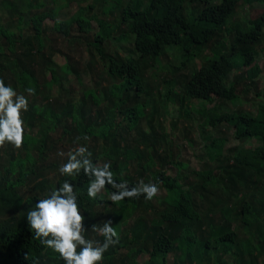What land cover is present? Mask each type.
<instances>
[{
	"label": "trees",
	"instance_id": "trees-1",
	"mask_svg": "<svg viewBox=\"0 0 264 264\" xmlns=\"http://www.w3.org/2000/svg\"><path fill=\"white\" fill-rule=\"evenodd\" d=\"M54 1L55 7H50L46 0H9L7 5H4L5 0H0V16L8 12L12 16V23L0 21L1 77L6 86L13 87L17 92L22 91L25 96H28L24 91L28 87L34 88L35 94H38V84L43 80L50 89L58 90L62 98L74 92V80L81 78L82 73L71 58L65 65L56 61L58 49L52 43L56 42L59 46L62 41L66 43L75 39L72 34L76 25L80 27L82 34L90 33L93 17L89 18L86 13L89 8L93 10L95 5L82 8L71 19L65 20L61 12L64 7H68L69 2ZM192 1L199 4L191 15L193 21L185 12V6ZM213 1L215 0H148L144 4V0H129L124 5L125 0H104L102 11H109L115 5L122 9L125 7L124 19L130 26L119 39H133V51L128 59L120 61L105 54L98 46L97 50L102 54L103 60H111L110 73L123 81L127 91L135 88L136 94L140 95L141 92L147 93L143 87L147 64L152 59L161 61L168 47L174 46L179 51V68L185 67L195 58V50L201 52L203 48H209L211 54L205 55V61H201L193 73L167 84V100L172 98L173 103L187 98L217 100L221 103L233 101L245 91V88H239L241 81L256 82L262 74L263 70L256 57L259 45L264 42V10L251 21H236L235 13L241 3L259 2L264 7V0H219L217 4ZM49 20L54 21L52 27L46 25ZM102 24L106 26V39L113 31L111 26ZM104 38L98 37V40L103 41ZM226 38L230 40L227 46L223 41ZM37 59L39 62L35 68ZM8 60H11V65L5 64ZM244 69L246 71L242 72ZM178 81L181 83L180 92L174 88ZM115 94L123 96L119 86ZM87 96H92L93 101L97 102L98 97L94 92H88ZM27 98L30 123L47 114V111ZM148 100L150 98L147 96ZM261 106L257 115L248 111L220 114L206 112L207 115L211 114L208 118L210 122L230 120L235 125L239 138L254 139L260 144L254 149H241L236 155L229 157L231 162L218 167L217 172L210 168L205 173L195 174L198 181H189L188 175L180 173L179 167L187 166V162L172 153L167 154L168 160L164 161L162 170L154 171V155L161 146L154 137V130L147 132L152 127L148 123L143 134L144 137L147 132L145 139L148 141V150L145 154L148 157L143 155L140 158L133 151L134 147L139 148L138 144H126L127 148L121 154V149L126 145L115 139L119 135L113 134L112 139L109 137L112 128L117 126L114 113L109 114L110 127L96 128L93 124L86 127L90 135L100 136L113 145L105 152L106 157L96 158L94 161L106 159L111 162L114 179L117 182L127 181L130 187L141 179L146 183H157L160 189L167 191V197L162 200L157 195L151 201H145L141 196L139 199L114 203L109 200L112 192L110 187L105 188L106 195L90 200L87 196L88 180L83 175L72 178L61 176L56 185L52 186L31 151L32 147H38L39 158L44 161L46 146L28 135L31 138L28 137L25 142V158L15 153L6 154L5 157L0 155V210L3 211L0 218V264H64L58 254L35 239L34 231L27 225L26 215L28 209L45 198L53 188L59 187L65 179H70L75 185L78 206L87 221L97 214L96 208L99 205H105L107 218L114 221L113 227L120 240L104 254L103 258L109 260L103 264H127L128 261L130 264H222L224 258L231 256L239 258L240 264H259L254 243L257 241V245L264 248V186L260 192L257 191L260 187L257 178L264 175V104ZM65 108L72 111L75 122L85 118V106L79 98L66 101ZM141 108V105H136L130 109V130L141 127L146 119ZM78 128L75 127V130ZM67 132L71 133L72 130L67 129ZM164 136L161 142L165 140ZM222 143L212 140L207 144L209 154L213 153L212 158L220 153ZM1 159L7 162L6 166L1 163ZM31 162L34 166L28 170L27 165ZM168 165L178 167L176 176L168 175L164 169ZM149 174L150 177L147 178ZM32 185H36L33 192L38 194L22 197V191ZM252 188L259 194L255 201L249 195ZM225 207L228 211L230 208L232 210L228 214H222L218 224L214 226L209 221L216 208L223 210ZM11 212L14 213L13 219L9 218ZM195 212H200L204 221H208L209 230L205 239L197 234L204 223L198 219H187V214ZM139 215L140 218L135 223H130V220ZM239 219L243 222L244 233L256 235V241L251 237L244 240L231 228L230 221ZM100 220L101 213L98 211L96 220L92 224L86 223L87 239H94L96 235L102 241V237L91 231L92 225H98ZM251 229L257 232H250ZM127 230L129 235L125 236ZM123 249L129 250L127 255L121 252ZM143 254H150L149 262L138 261ZM170 254L173 255V263L167 259ZM248 257L253 262H249ZM117 258L121 260L117 261Z\"/></svg>",
	"mask_w": 264,
	"mask_h": 264
},
{
	"label": "rangeland",
	"instance_id": "rangeland-1",
	"mask_svg": "<svg viewBox=\"0 0 264 264\" xmlns=\"http://www.w3.org/2000/svg\"><path fill=\"white\" fill-rule=\"evenodd\" d=\"M9 0H5L4 5H7ZM69 2L68 7H64L61 12L62 18L65 20L71 19L76 15L82 8L90 7L95 5V8L87 11L88 17H93L92 20V31L90 33H84L80 31V27L76 25L73 31V36L75 39L67 41L57 46L56 42H53V46L58 49L56 54V61L65 65L69 58L72 59L74 65L80 69L81 78H77L73 83L74 92L65 95L64 97L59 96L58 90L50 89L46 83L41 80L38 84L39 92L31 96H27L30 100L37 104L40 108L47 111L44 117L40 116L35 118L30 123L28 119L27 112H22V119L24 121L25 137L24 144L21 149L14 150L11 145H5L0 147V155L4 157L6 154L15 153L18 156L25 158V142L28 140V135L35 137L38 143H44L46 146V159L43 161L39 158V148L32 147L33 158L38 160V165L43 169L45 177L50 181L52 186H55L57 180L61 177L58 169L60 165L66 162L67 153L81 144H86L89 151L92 153V159L106 157L105 152L111 149V143H108L103 138L97 135H90L86 131V127L94 125L96 128L110 127L111 120L109 119V114L114 113L115 123L117 126L113 127L111 130L110 138L113 134L119 135L118 142L123 141V145H137L139 148L134 147L135 156L140 158L141 156H147L145 154L148 150V141L145 139L147 132L154 130V137L158 140V145L161 146L156 154L154 155V171L162 170L164 161L167 158L168 153H172L174 156L180 160L187 162V166L179 167L180 173H184L189 176V181H198L195 174L205 173L214 169L217 172L218 167L226 165L231 162L229 157L236 155L241 149L256 148L260 143L257 140H248L247 138H239L236 134V127L230 120H222L219 122H210L209 117L211 114H206L207 111L212 114L220 113H233L237 111H248L252 114H259L262 104H264V42L259 45V54L256 57L258 64H260L263 72L258 77L256 82L251 81H241L239 83V88H245V91L233 101H212L203 99H192L187 98L185 100H178V102L173 103V99L167 100V84L173 80L182 79L185 75L190 72H194L196 66L201 64V61H205V55L211 54V49L203 48L201 52L198 50L194 51L195 58L186 64L185 67L179 68L177 65L180 64L181 56L176 47L171 46L165 51V55L161 58V61L157 62L152 59L151 62L147 64V70L145 71V79L143 80L144 88L147 93L141 92L140 95L136 94V89L133 88L127 91L126 85L122 84L123 81L110 73V63L111 60H103L102 54L97 50V46L102 49L108 56L116 60H125L130 56L132 49V41L121 40L119 36L124 33L130 26L129 23L124 19V8L115 5L109 11H102L101 6L104 4L101 0H66ZM129 0H125L127 5ZM148 0H144V4ZM50 7H55L56 2L54 0H46ZM65 4L66 2H60ZM214 4L219 3V0L213 1ZM59 4V3H57ZM61 4H59L61 6ZM199 7L197 1H192L185 6L186 15L191 21H193L194 8ZM264 10L261 3H241L237 8L234 19L236 21L253 20L259 17ZM0 21L3 23H10L12 21L11 13L8 12L6 15L0 16ZM12 23V22H11ZM105 23L111 26V31L113 34L106 39L104 37V26ZM47 26H53L54 21L49 20L46 23ZM98 37L104 38L103 41L98 40ZM53 38V36H52ZM77 38V39H76ZM225 46L230 44L229 39H224ZM65 44V45H64ZM39 59L34 63V67L37 68ZM147 63V62H146ZM6 65H11V60L5 62ZM246 70L244 69L245 72ZM232 79V75H230ZM0 79L1 72H0ZM69 86V84H68ZM120 87L123 96H117L115 92ZM175 91L180 92L181 83L178 81L175 86ZM94 92L98 99L97 102L93 101L92 96H87L88 92ZM18 94H24L22 91ZM25 95V94H24ZM173 95V94H172ZM147 96L150 100L147 101ZM79 98L81 104L85 106V118L80 122H75L73 120L72 111L65 108V102L69 100H74ZM136 105H141V113L146 117L143 120L141 127L134 130H130L131 119H130V109ZM52 118H56L53 120ZM147 121V122H146ZM150 125V130H147L145 136L143 137L144 131H146L148 124ZM30 124H32L30 126ZM75 127H79L75 130ZM67 129L72 130L71 133L67 132ZM87 135L90 140L85 142L82 138ZM166 135V136H164ZM165 140L161 142L162 137ZM30 137V138H31ZM81 138L77 141V138ZM109 138V139H110ZM112 139V138H111ZM128 140V141H127ZM212 140L223 141L220 153L210 155L208 152L207 144ZM161 142V143H160ZM160 143V144H159ZM172 144V145H171ZM121 149V154L124 152V148ZM63 152L65 155L61 156L59 153ZM44 157V158H45ZM148 157V156H147ZM108 162L106 159H103ZM100 160V161H103ZM113 160V159H112ZM3 165H7L5 160L1 159ZM111 163V162H108ZM33 162L27 165V169L33 168ZM263 166V165H262ZM164 169L168 172V175L176 176L178 173V167L176 166H165ZM150 174L147 175V178ZM188 181V180H187ZM257 183L260 187L257 191L264 186V175L257 178ZM185 184V183H184ZM36 190V185L30 186L26 191H22V197L32 196L38 194L33 192ZM255 188L249 191V195L255 201L259 197ZM100 195H106L104 191ZM243 196L240 195V198ZM167 197V191L161 188L158 194V199H165ZM110 200V197H109ZM236 199L233 200L235 202ZM158 202V201H156ZM155 202V203H156ZM119 209V207H116ZM114 208H112L113 210ZM97 214L94 217L88 219L85 218L86 223L92 224L98 215V211L101 213V220L98 225H102L107 218V212L105 205H99L96 208ZM232 208L229 209L231 211ZM228 208L225 207L223 210L216 208L211 222L214 226L218 224L219 218L222 214L229 213ZM0 210V218L1 213ZM139 213V212H138ZM137 213V214H138ZM82 214V213H81ZM103 214V215H102ZM83 215V214H82ZM14 213L9 214V218L13 219ZM8 217V216H7ZM140 218L136 216L134 220H130V223H135V221ZM187 219L200 220L204 223L201 229L197 230V234L204 238L208 235V221H204L203 215L198 213L187 214ZM230 221L231 228L244 240L248 237L254 238L256 241V235L252 233L245 234L243 231L242 220ZM264 227V221H262ZM250 232L256 233L257 230L251 229ZM86 233V232H85ZM84 233V235H85ZM129 235L128 230L126 231ZM86 237V236H85ZM94 239H97L95 235ZM257 255L259 257L258 263L262 264L264 262V248L254 243ZM124 255H127L129 250L123 249L121 251ZM121 260V258H117ZM170 263H173V255L167 257ZM248 257L249 262L250 261ZM108 258H103L101 264L107 262ZM140 263H146L150 261V254H143L138 259ZM127 264H130L129 261ZM222 264H240V259L234 256L227 257L223 259Z\"/></svg>",
	"mask_w": 264,
	"mask_h": 264
},
{
	"label": "clouds",
	"instance_id": "clouds-1",
	"mask_svg": "<svg viewBox=\"0 0 264 264\" xmlns=\"http://www.w3.org/2000/svg\"><path fill=\"white\" fill-rule=\"evenodd\" d=\"M28 96L35 94V89L24 90ZM29 109V100L24 94H18L11 86H6L0 79V147L11 145L19 150L24 144L25 128L22 112ZM81 138H77L79 141ZM85 142L90 137L82 138ZM223 142V141H222ZM59 155L64 156L63 152ZM108 162L94 161L86 144L71 149L67 153L66 162L58 169L66 178L83 175L88 180L87 196L96 200L106 187L112 189L110 200L114 203L144 197L151 201L159 194L157 183L145 182L143 179L134 186L127 181L117 182ZM27 225L35 233V239L58 254L64 264H101L104 254L110 247L119 243V234L113 227L114 221L105 220L102 225H92L91 231L101 240L87 239L84 235L85 216L78 206L75 185L70 179L63 183L27 210Z\"/></svg>",
	"mask_w": 264,
	"mask_h": 264
}]
</instances>
